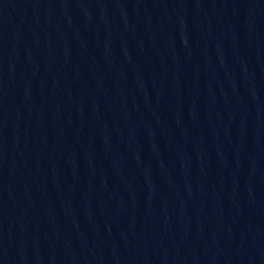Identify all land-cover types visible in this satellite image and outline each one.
Returning a JSON list of instances; mask_svg holds the SVG:
<instances>
[{
  "label": "water",
  "instance_id": "1",
  "mask_svg": "<svg viewBox=\"0 0 264 264\" xmlns=\"http://www.w3.org/2000/svg\"><path fill=\"white\" fill-rule=\"evenodd\" d=\"M0 264H264V0H0Z\"/></svg>",
  "mask_w": 264,
  "mask_h": 264
}]
</instances>
